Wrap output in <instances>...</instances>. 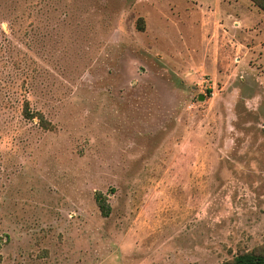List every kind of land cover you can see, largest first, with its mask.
<instances>
[{
	"label": "rangeland",
	"instance_id": "1",
	"mask_svg": "<svg viewBox=\"0 0 264 264\" xmlns=\"http://www.w3.org/2000/svg\"><path fill=\"white\" fill-rule=\"evenodd\" d=\"M243 252H264V12L0 0V264Z\"/></svg>",
	"mask_w": 264,
	"mask_h": 264
},
{
	"label": "trees",
	"instance_id": "2",
	"mask_svg": "<svg viewBox=\"0 0 264 264\" xmlns=\"http://www.w3.org/2000/svg\"><path fill=\"white\" fill-rule=\"evenodd\" d=\"M251 1L264 12V0ZM227 264H264V252H243Z\"/></svg>",
	"mask_w": 264,
	"mask_h": 264
},
{
	"label": "water",
	"instance_id": "3",
	"mask_svg": "<svg viewBox=\"0 0 264 264\" xmlns=\"http://www.w3.org/2000/svg\"><path fill=\"white\" fill-rule=\"evenodd\" d=\"M201 99H204V97H201Z\"/></svg>",
	"mask_w": 264,
	"mask_h": 264
}]
</instances>
